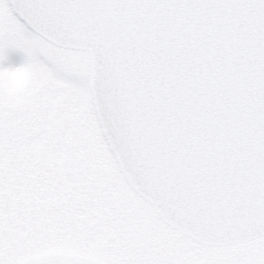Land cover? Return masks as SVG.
<instances>
[{
	"label": "snow or ice",
	"instance_id": "6c2138e0",
	"mask_svg": "<svg viewBox=\"0 0 264 264\" xmlns=\"http://www.w3.org/2000/svg\"><path fill=\"white\" fill-rule=\"evenodd\" d=\"M12 51L0 264H264V0H0Z\"/></svg>",
	"mask_w": 264,
	"mask_h": 264
},
{
	"label": "clouds",
	"instance_id": "9594fccd",
	"mask_svg": "<svg viewBox=\"0 0 264 264\" xmlns=\"http://www.w3.org/2000/svg\"><path fill=\"white\" fill-rule=\"evenodd\" d=\"M7 58L0 61L3 63ZM6 74L0 77V83L11 93H22L26 91L32 82L31 72L22 64L5 68Z\"/></svg>",
	"mask_w": 264,
	"mask_h": 264
},
{
	"label": "rangeland",
	"instance_id": "374dc122",
	"mask_svg": "<svg viewBox=\"0 0 264 264\" xmlns=\"http://www.w3.org/2000/svg\"><path fill=\"white\" fill-rule=\"evenodd\" d=\"M25 56L23 53L12 51L8 54L7 59L2 63L4 68L10 66H20L25 63Z\"/></svg>",
	"mask_w": 264,
	"mask_h": 264
}]
</instances>
